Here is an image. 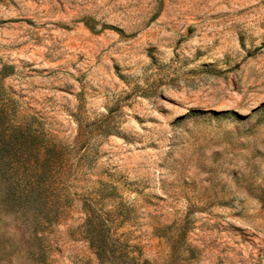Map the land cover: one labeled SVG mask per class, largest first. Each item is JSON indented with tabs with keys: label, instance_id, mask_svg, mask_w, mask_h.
Masks as SVG:
<instances>
[{
	"label": "rangeland",
	"instance_id": "374dc122",
	"mask_svg": "<svg viewBox=\"0 0 264 264\" xmlns=\"http://www.w3.org/2000/svg\"><path fill=\"white\" fill-rule=\"evenodd\" d=\"M0 128V264H264V0H0Z\"/></svg>",
	"mask_w": 264,
	"mask_h": 264
},
{
	"label": "trees",
	"instance_id": "16d2710c",
	"mask_svg": "<svg viewBox=\"0 0 264 264\" xmlns=\"http://www.w3.org/2000/svg\"><path fill=\"white\" fill-rule=\"evenodd\" d=\"M1 131V128H0ZM10 130L4 129L3 132L9 133ZM43 150L49 155L47 159H43V162H46L47 164L43 165V178L45 177V173L48 171L50 174L53 172V169L56 168L58 165V159L56 158L55 154L57 152V148L54 145H46L43 146Z\"/></svg>",
	"mask_w": 264,
	"mask_h": 264
}]
</instances>
